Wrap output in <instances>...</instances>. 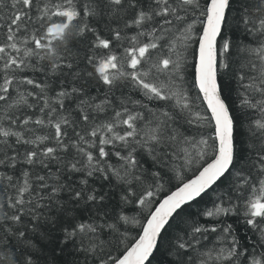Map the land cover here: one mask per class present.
Listing matches in <instances>:
<instances>
[{
	"label": "snow or ice",
	"instance_id": "6c2138e0",
	"mask_svg": "<svg viewBox=\"0 0 264 264\" xmlns=\"http://www.w3.org/2000/svg\"><path fill=\"white\" fill-rule=\"evenodd\" d=\"M0 264H264V0H0Z\"/></svg>",
	"mask_w": 264,
	"mask_h": 264
},
{
	"label": "trees",
	"instance_id": "16d2710c",
	"mask_svg": "<svg viewBox=\"0 0 264 264\" xmlns=\"http://www.w3.org/2000/svg\"><path fill=\"white\" fill-rule=\"evenodd\" d=\"M243 137H241V139H242Z\"/></svg>",
	"mask_w": 264,
	"mask_h": 264
}]
</instances>
